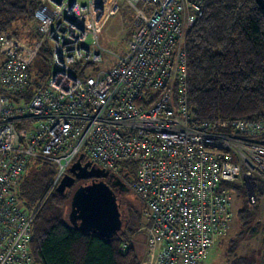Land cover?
Masks as SVG:
<instances>
[{"label": "built area", "instance_id": "built-area-1", "mask_svg": "<svg viewBox=\"0 0 264 264\" xmlns=\"http://www.w3.org/2000/svg\"><path fill=\"white\" fill-rule=\"evenodd\" d=\"M202 7L203 0H36L34 41L0 31V264H35L37 207L27 209L15 192L31 161L52 164L55 184L82 154L122 181L148 220L142 264H201L227 234L225 184H243L250 200L264 190V118L190 116L185 43ZM120 9L134 30L101 66L98 33ZM46 45V72L35 85L30 67Z\"/></svg>", "mask_w": 264, "mask_h": 264}, {"label": "trees", "instance_id": "trees-1", "mask_svg": "<svg viewBox=\"0 0 264 264\" xmlns=\"http://www.w3.org/2000/svg\"><path fill=\"white\" fill-rule=\"evenodd\" d=\"M35 7L36 0H0V31L34 41L38 37ZM185 44L186 87L193 120L264 118V10L255 0H203L202 12L188 30ZM48 59L46 45L37 51L30 67L35 85L43 79ZM22 96L27 99V94ZM51 169L52 164L45 161L28 162L16 186L23 205L29 210L37 207L30 232L34 263L142 264L143 257L134 244L148 223L143 220L142 207L130 204L124 213L119 208L121 229L111 237L84 231L63 218L68 190L58 192L51 187ZM128 173L133 176V167ZM225 185L240 203L234 216L231 211L227 234L231 231L232 237L226 250L223 247L222 264H264L260 204L249 202L243 184ZM255 194L264 195V190L255 189ZM249 239L257 240L255 247L240 252V244Z\"/></svg>", "mask_w": 264, "mask_h": 264}, {"label": "water", "instance_id": "water-1", "mask_svg": "<svg viewBox=\"0 0 264 264\" xmlns=\"http://www.w3.org/2000/svg\"><path fill=\"white\" fill-rule=\"evenodd\" d=\"M259 8L264 10V0H255ZM82 154L71 163L68 172L62 175L55 186L56 191L65 192L71 187L75 180H86L88 182L78 185L70 197L68 221L84 231L97 232L102 237H111L121 229L122 218L119 209L117 193L128 190L127 186L114 177L106 169L100 168L90 160L81 162ZM128 180L132 176L124 171ZM111 178L107 183L104 178ZM113 187L117 189L114 191ZM252 191L248 193L250 195Z\"/></svg>", "mask_w": 264, "mask_h": 264}, {"label": "rangeland", "instance_id": "rangeland-1", "mask_svg": "<svg viewBox=\"0 0 264 264\" xmlns=\"http://www.w3.org/2000/svg\"><path fill=\"white\" fill-rule=\"evenodd\" d=\"M86 20L84 21V23ZM134 30V25H133V17L130 12L126 11L123 13V10L120 9L118 12L113 13L112 15H109L107 20L105 21L101 31L98 33V39L101 47H103L106 51L103 53V58H104V63L101 66H106L109 65L113 62L114 52H119L127 43V40L129 39L131 32ZM110 51V52H108ZM129 168H132V166H129ZM53 172L52 175V181H51V187L56 186L57 183L53 184L54 180V169H51ZM83 184L81 182H77L73 187H71L68 190V197L66 199L65 205L62 209V214L63 218L68 221V212H69V207H70V197L72 191L77 187L78 185ZM16 192V191H15ZM117 197L119 200V208L124 211H127L128 206L130 204L135 205L136 207L140 208L142 207L143 211V220H147V216L144 213V208L142 206V203L139 199L135 197V195L130 191H122L121 193H117ZM230 209L233 212V216L235 211L237 210L240 199L236 195V193L233 190H230ZM247 197V193H246ZM247 199L249 200L250 203H254L258 201L260 204V219H264V195L261 194L258 197L255 196L253 200H250L248 197ZM144 233H139L135 237V248L137 250V253L139 256L143 257V245H144ZM232 237V232L229 231L228 234H226L223 238H221L220 242L217 243L214 246V249L209 250L207 253L206 257L203 259L201 264H222L223 263V255H222V250L224 247V250H226L228 246V241ZM248 243L240 244V252H243L244 250L250 248L252 249L255 247L257 240L256 239H249L247 240Z\"/></svg>", "mask_w": 264, "mask_h": 264}, {"label": "flooded vegetation", "instance_id": "flooded-vegetation-1", "mask_svg": "<svg viewBox=\"0 0 264 264\" xmlns=\"http://www.w3.org/2000/svg\"><path fill=\"white\" fill-rule=\"evenodd\" d=\"M84 161H85V159H82V158H81V162H80V163H83ZM65 173H69V174H71L70 172H68V169L66 170ZM65 173H64V174H65ZM91 179H93V178H89V179H86V180H78V179H76L75 182H74V184H73L71 187H73L77 182L85 183V182H88V181L91 180ZM104 180H105L107 183L110 184L112 179L109 178V177H106V178H104ZM71 187L67 188L66 191L69 190ZM113 189H114L115 192H117V189H115V187H113Z\"/></svg>", "mask_w": 264, "mask_h": 264}, {"label": "crops", "instance_id": "crops-1", "mask_svg": "<svg viewBox=\"0 0 264 264\" xmlns=\"http://www.w3.org/2000/svg\"><path fill=\"white\" fill-rule=\"evenodd\" d=\"M143 240H144V237H143ZM217 243H218V242H217ZM217 243H216V244H217ZM216 244H215V245H216ZM215 245H214V246H215ZM214 246H213L211 249H214ZM211 249H210V250H211ZM143 250H144V245H143ZM208 252H209V251H208ZM206 255H207V254H206ZM222 255H223V254H222ZM205 257H206V256H205Z\"/></svg>", "mask_w": 264, "mask_h": 264}]
</instances>
